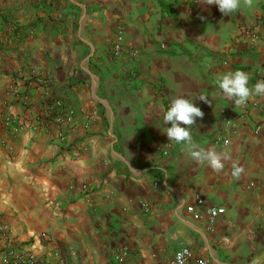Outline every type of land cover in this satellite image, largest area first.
<instances>
[{
    "label": "crops",
    "instance_id": "crops-1",
    "mask_svg": "<svg viewBox=\"0 0 264 264\" xmlns=\"http://www.w3.org/2000/svg\"><path fill=\"white\" fill-rule=\"evenodd\" d=\"M121 24L136 59L107 52ZM245 28L259 34L251 48ZM236 70L264 80V0L228 15L214 0H0V99L11 85L28 96L10 99L21 122L56 102L76 112L73 127L15 133L0 104V264L11 243L58 253L51 264H106L122 247L126 264H168L184 247L264 264V95L248 110L225 97L218 81ZM179 96L204 113L190 136L222 168L169 141L163 114Z\"/></svg>",
    "mask_w": 264,
    "mask_h": 264
},
{
    "label": "built area",
    "instance_id": "built-area-1",
    "mask_svg": "<svg viewBox=\"0 0 264 264\" xmlns=\"http://www.w3.org/2000/svg\"><path fill=\"white\" fill-rule=\"evenodd\" d=\"M243 35V47L251 48L253 45L259 40V34H257L254 30L250 28H245L242 32ZM107 52L114 57H123L128 56L132 59H136L138 57V51L133 49H128L125 46V27L121 24L116 27V32L114 39L108 48ZM27 95L21 93L19 87L17 85H11L6 92V96L4 99H0L1 104V112L4 117V125L5 127H12L13 131L17 133L20 129L30 128L32 130H38L42 126V122L46 120H51L56 125L59 126H67L73 127L76 121V112L74 109L69 107V105L64 104L62 102H56L55 105L52 106V112L49 115V118L39 120L37 124L29 123L22 121L20 119H16L12 113L11 109L13 108L14 101H26ZM171 101L166 104V110L170 107ZM253 105V104H252ZM252 105L247 101L242 104L244 109L248 110ZM55 110V111H54ZM42 121V122H41ZM41 122V123H40ZM256 133H260V129L258 128ZM62 138V135H61ZM82 191L84 194H88L91 191V187L87 184L82 186ZM202 203V200H199ZM60 206V204H57ZM146 212L150 211V205L148 203H144L143 205ZM223 213V209L214 208L210 211L212 221L216 220L219 215ZM0 230L6 240L10 239L11 229L8 224L2 222L0 225ZM43 239L48 241L50 239L49 235L43 233L41 235ZM132 255V251L129 247H122L115 253H113L106 264H126ZM59 257V254L56 252H43L37 251L33 248H27L24 245H15L11 243L2 251L1 261L2 264H51L53 259ZM63 260V259H61ZM64 262V260H63ZM168 264H218L215 261L210 259L202 258L194 255L193 251L184 247L179 249L174 256V259Z\"/></svg>",
    "mask_w": 264,
    "mask_h": 264
},
{
    "label": "clouds",
    "instance_id": "clouds-1",
    "mask_svg": "<svg viewBox=\"0 0 264 264\" xmlns=\"http://www.w3.org/2000/svg\"><path fill=\"white\" fill-rule=\"evenodd\" d=\"M214 4L218 6L221 13L228 15L240 7V0H214ZM218 87L223 95L233 100L236 105L246 103L253 94L264 95V80H259L250 87L249 76L242 70L224 74L218 81ZM200 99L206 100L204 97ZM203 115L201 108L196 106L193 100L182 96L176 97L163 114L165 124H170L164 132L169 141L186 144L187 152L192 158L207 161L212 168L220 169L223 167L222 154L198 148L190 136L189 126Z\"/></svg>",
    "mask_w": 264,
    "mask_h": 264
}]
</instances>
